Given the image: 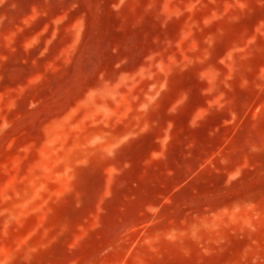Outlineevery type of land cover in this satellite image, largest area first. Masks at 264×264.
<instances>
[{"label":"rangeland","instance_id":"rangeland-1","mask_svg":"<svg viewBox=\"0 0 264 264\" xmlns=\"http://www.w3.org/2000/svg\"><path fill=\"white\" fill-rule=\"evenodd\" d=\"M261 38L264 0H0V264H264V125L129 136L162 87H251Z\"/></svg>","mask_w":264,"mask_h":264},{"label":"crops","instance_id":"crops-1","mask_svg":"<svg viewBox=\"0 0 264 264\" xmlns=\"http://www.w3.org/2000/svg\"><path fill=\"white\" fill-rule=\"evenodd\" d=\"M251 59L257 60L256 67L250 73L252 79L256 80L251 87H243V73L235 70L229 73V78L234 75L238 79L235 86L229 85L227 81L228 72L223 75L222 86L203 85L186 88L162 87L161 95L169 93L168 97L156 98L154 103L148 102L144 110L137 112L136 126L133 130L131 126L130 137L147 136L152 137L154 150L147 155L150 159H166L167 153L172 148L174 135H193L197 128L209 125L210 128L205 132L209 135H215L227 131V126L237 128L241 126L244 111L250 112L249 118L252 126L264 125V38L261 40H252ZM237 69V68H236ZM206 79V78H205ZM151 90L155 91L154 88ZM251 92L249 102L244 99L245 91ZM155 114V121L151 115ZM148 117L151 121L148 120ZM193 142L187 141V145L180 149L193 147ZM164 175L170 176L173 170L164 168ZM177 190V186H162L156 193L155 198L158 202L153 205H169L170 194ZM140 205H148L140 203ZM111 246V243L107 245Z\"/></svg>","mask_w":264,"mask_h":264}]
</instances>
